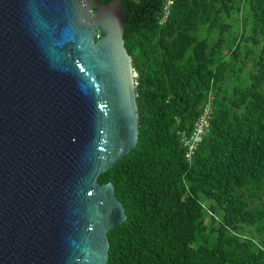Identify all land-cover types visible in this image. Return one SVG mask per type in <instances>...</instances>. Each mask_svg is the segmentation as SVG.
I'll use <instances>...</instances> for the list:
<instances>
[{
  "label": "trees",
  "instance_id": "16d2710c",
  "mask_svg": "<svg viewBox=\"0 0 264 264\" xmlns=\"http://www.w3.org/2000/svg\"><path fill=\"white\" fill-rule=\"evenodd\" d=\"M120 1L139 133L98 178L127 216L107 264H264V0Z\"/></svg>",
  "mask_w": 264,
  "mask_h": 264
},
{
  "label": "water",
  "instance_id": "95a60500",
  "mask_svg": "<svg viewBox=\"0 0 264 264\" xmlns=\"http://www.w3.org/2000/svg\"><path fill=\"white\" fill-rule=\"evenodd\" d=\"M120 0H0V264H107L139 114Z\"/></svg>",
  "mask_w": 264,
  "mask_h": 264
},
{
  "label": "built area",
  "instance_id": "2783aa9c",
  "mask_svg": "<svg viewBox=\"0 0 264 264\" xmlns=\"http://www.w3.org/2000/svg\"><path fill=\"white\" fill-rule=\"evenodd\" d=\"M207 126L205 122L202 120H199L196 123V127L194 131L192 132L191 136L189 138L181 139V142L184 146V148H188L186 157L188 160L190 159V156L192 154L191 150L194 149L200 142H201V135L204 133V128Z\"/></svg>",
  "mask_w": 264,
  "mask_h": 264
}]
</instances>
